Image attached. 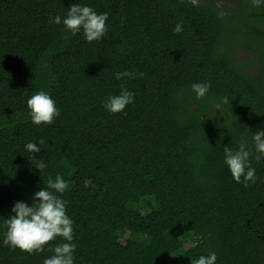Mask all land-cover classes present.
<instances>
[{
  "label": "trees",
  "instance_id": "trees-1",
  "mask_svg": "<svg viewBox=\"0 0 264 264\" xmlns=\"http://www.w3.org/2000/svg\"><path fill=\"white\" fill-rule=\"evenodd\" d=\"M75 2L109 13L99 41L51 22ZM234 2L0 0V264H43L63 241L32 253L2 243L13 202L30 203L56 173L70 181L74 264H191L209 251L216 264H264V160L251 159L247 187L223 163L225 146L264 128V5ZM124 70L143 75L114 78ZM205 80L197 99L190 85ZM121 86L134 102L107 111ZM39 89L59 108L51 124L28 115Z\"/></svg>",
  "mask_w": 264,
  "mask_h": 264
},
{
  "label": "clouds",
  "instance_id": "clouds-1",
  "mask_svg": "<svg viewBox=\"0 0 264 264\" xmlns=\"http://www.w3.org/2000/svg\"><path fill=\"white\" fill-rule=\"evenodd\" d=\"M253 6L264 5V0H251ZM218 16L226 13L220 11ZM108 12H97L88 3H72L67 7L66 13H59L51 17L54 24H62L71 34L83 32L84 39L88 42L99 41L107 31L106 21ZM181 32L182 23L177 22L172 29ZM143 73L130 72L128 70L114 73V78H135ZM211 87L210 81L193 82L191 90L197 99L204 97ZM223 103L229 104L227 97H222ZM134 102V93L127 87L121 86L119 92L110 94L103 102L104 108L112 113L123 112L127 105ZM28 115L33 124H51L59 115L56 101L48 91L39 89L26 99ZM43 141H28L24 148L30 154L40 151ZM251 159L264 160V128L253 132L251 142L241 138L238 146L233 149L225 146L223 149V163L227 166L231 177L237 183L245 187L256 182V169L251 166ZM38 170L47 167L42 159L34 163ZM91 179H85L84 186L88 187ZM45 187L35 190L30 203L23 200H15L10 207V214L4 219L5 231L3 244L19 248L28 253L42 251L47 242L57 236L63 238L61 243L52 246V254L44 258L43 264H74V252L77 245L73 242V220L67 214V200L62 194L69 188L70 181L56 173L55 178H49ZM191 264H216V253L209 251L206 255L200 254L191 260Z\"/></svg>",
  "mask_w": 264,
  "mask_h": 264
},
{
  "label": "rangeland",
  "instance_id": "rangeland-1",
  "mask_svg": "<svg viewBox=\"0 0 264 264\" xmlns=\"http://www.w3.org/2000/svg\"><path fill=\"white\" fill-rule=\"evenodd\" d=\"M194 1H198V0H194ZM219 1H224V2H226V4H229V5H234L235 4V2H234V0H232L231 2H228V1H226V0H219ZM234 25L236 26V27H240L241 28V25H240V23L238 22V21H235V23H234ZM234 29H236V28H234L233 27V29L231 30V31H233ZM232 48H233V52H234V54L236 55V57L238 58V59H240L241 61H247L248 60V58L250 57V56H248V54L245 52V51H243L239 46H237L236 44H232ZM132 240H133V238L132 237H129L128 235H127V233H125L121 238H120V241L121 242H127V243H131L132 242ZM191 243H186V245H190Z\"/></svg>",
  "mask_w": 264,
  "mask_h": 264
}]
</instances>
